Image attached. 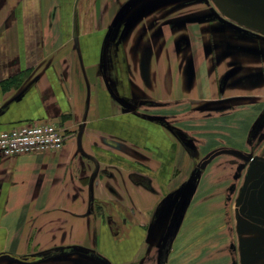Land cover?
Wrapping results in <instances>:
<instances>
[{"label":"crops","instance_id":"obj_1","mask_svg":"<svg viewBox=\"0 0 264 264\" xmlns=\"http://www.w3.org/2000/svg\"><path fill=\"white\" fill-rule=\"evenodd\" d=\"M170 3L0 0V127H70L59 151L0 153V264L151 262L161 184L183 176L193 157L158 122L160 106L129 108L127 98L196 104L250 95L248 86L221 89L225 62L214 67L202 49L206 21L143 26ZM236 134L231 144L250 132ZM245 226L242 235L258 230ZM260 261L249 256L246 264Z\"/></svg>","mask_w":264,"mask_h":264},{"label":"rangeland","instance_id":"obj_2","mask_svg":"<svg viewBox=\"0 0 264 264\" xmlns=\"http://www.w3.org/2000/svg\"><path fill=\"white\" fill-rule=\"evenodd\" d=\"M261 5L263 8L264 4L261 3ZM248 87L250 97L239 101L178 103L159 109L161 113L167 115L168 113L175 114L172 116L173 124L189 133L188 135L191 134L192 138L195 137L202 141H191L195 149L191 154L192 165L186 171L180 168V171L186 173L176 177V180L170 184H161L162 198L159 204V214L149 236L152 242L153 257L147 264H158L160 243L180 203L186 184L191 178L197 180V186L171 249L172 264L201 262L203 264H233L231 250L234 246L233 241L235 242L237 238L238 240L245 238L251 244L250 250L264 249V232L257 230L247 235L246 232L243 236L241 232L236 231L237 224L246 230L245 224L248 220L239 217L240 202L243 197L240 186L242 182L244 184L248 182L251 176L246 175L243 178L238 175L242 168L238 170L234 162L239 156L230 152L233 151L230 149L236 150L238 147L247 149L249 144L246 141V135L239 142L234 139L232 144L230 138L238 136L236 133L244 134L250 127L252 128V123L257 122L264 107V88L262 86ZM247 111H249V116H246V119L237 118ZM233 132L236 133L233 134ZM223 138L225 141H222ZM223 142L229 146L224 145ZM234 216L239 218L235 220ZM19 259L25 260L26 258ZM77 261L66 257L54 263L89 264L82 257H79ZM256 264H264L263 259Z\"/></svg>","mask_w":264,"mask_h":264},{"label":"flooded vegetation","instance_id":"obj_3","mask_svg":"<svg viewBox=\"0 0 264 264\" xmlns=\"http://www.w3.org/2000/svg\"><path fill=\"white\" fill-rule=\"evenodd\" d=\"M165 1L171 2L170 6H160L153 15L148 17L146 23L142 24L144 27H152L157 22L162 23L168 20H172L176 24H182L191 19L206 21L207 26L202 31L208 38L202 49L204 48L211 54L214 67L225 62L224 74L226 75L221 80V89L228 86L264 84V7H261L264 0L244 2L239 0H155L157 4ZM239 10H242L244 15H239ZM112 32H114L111 45L113 51L117 44L121 43L125 33V24H119ZM114 55L115 51L113 57ZM241 97L244 99L250 95ZM127 99L129 108H136L139 105H158L160 107L170 105L166 102H155L146 98L137 100L129 97ZM172 116L175 114L161 113L157 120L176 134L192 154L195 149L192 147L191 141L198 139L192 138L191 134L188 135L189 133L174 125ZM258 118L257 122L255 121L252 128L248 130L250 132L247 139L248 148L230 149L233 150L230 152L239 156L238 160L234 162L238 170L242 168L238 175L243 178L246 175L251 176L248 182L245 184L242 182L243 184L240 186L243 197L240 202L239 217L254 223L258 230L264 232V107ZM239 217L234 216L235 220ZM240 230L243 231V228L237 224L236 231ZM233 243L234 246L231 250L233 264H239V262L246 264L249 256L264 261V249L254 250L253 254H249L248 244L243 242V239L238 240L237 238Z\"/></svg>","mask_w":264,"mask_h":264},{"label":"built area","instance_id":"obj_4","mask_svg":"<svg viewBox=\"0 0 264 264\" xmlns=\"http://www.w3.org/2000/svg\"><path fill=\"white\" fill-rule=\"evenodd\" d=\"M70 127L53 121L27 122L3 129L0 127V153L13 156L30 152H56L66 142Z\"/></svg>","mask_w":264,"mask_h":264},{"label":"water","instance_id":"obj_5","mask_svg":"<svg viewBox=\"0 0 264 264\" xmlns=\"http://www.w3.org/2000/svg\"><path fill=\"white\" fill-rule=\"evenodd\" d=\"M238 13L241 16L244 15V12H242V10H239ZM196 186L197 180L195 178H191L186 184L183 196L159 247L158 264H167L168 262L169 253L182 226V223L184 221L185 215L191 202V198L196 190Z\"/></svg>","mask_w":264,"mask_h":264}]
</instances>
